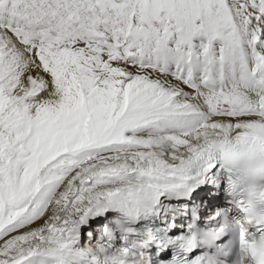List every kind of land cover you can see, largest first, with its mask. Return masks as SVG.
Returning a JSON list of instances; mask_svg holds the SVG:
<instances>
[{"label":"snow or ice","instance_id":"snow-or-ice-1","mask_svg":"<svg viewBox=\"0 0 264 264\" xmlns=\"http://www.w3.org/2000/svg\"><path fill=\"white\" fill-rule=\"evenodd\" d=\"M0 264H264V0H0Z\"/></svg>","mask_w":264,"mask_h":264}]
</instances>
